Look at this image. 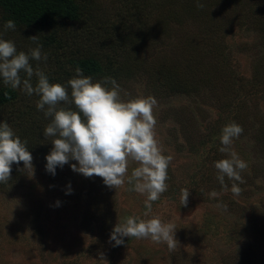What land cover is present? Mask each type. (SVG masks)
I'll return each mask as SVG.
<instances>
[{
  "label": "rangeland",
  "instance_id": "374dc122",
  "mask_svg": "<svg viewBox=\"0 0 264 264\" xmlns=\"http://www.w3.org/2000/svg\"><path fill=\"white\" fill-rule=\"evenodd\" d=\"M82 1L83 19L59 27L57 39L64 45L58 52L63 63L74 54H101V32L112 44L113 38L134 32L123 51L125 67L108 77L117 81L124 100L155 98V139L162 154L172 156L167 191L146 217V196L128 191L127 178L138 166L131 159L124 185L115 189L100 177L73 171L75 160L57 166L52 175L47 161L32 154L33 173L23 170V162L13 163L12 178L0 183V264H264V0H199L203 8H197V0ZM130 11L135 16L123 22ZM33 35L43 37L31 29H0V39L12 41L17 52L36 47L29 39ZM219 45L224 48L217 51ZM196 55L205 62L225 56L229 68L200 69L187 76L197 79L192 93L171 92L166 75L180 67L178 74ZM35 65L45 71L58 67L49 58ZM38 99L32 95L27 101ZM68 107L75 110L74 104ZM14 111L9 105L0 123ZM231 122L244 130L231 151L248 165L241 173L244 183L236 182L238 196L231 192L233 181L225 177L227 190L219 183L211 160L213 148L222 147V128ZM189 127L196 133L187 140ZM220 154L217 160L230 158ZM209 155L208 179L196 172ZM182 189L190 193L187 206L180 204ZM128 216L174 224L176 248L128 237L114 246L111 233L118 219Z\"/></svg>",
  "mask_w": 264,
  "mask_h": 264
},
{
  "label": "clouds",
  "instance_id": "9594fccd",
  "mask_svg": "<svg viewBox=\"0 0 264 264\" xmlns=\"http://www.w3.org/2000/svg\"><path fill=\"white\" fill-rule=\"evenodd\" d=\"M203 7L197 0V8ZM15 28L12 19L4 24L5 30ZM29 39L36 47L30 48L28 53L17 52L12 41L0 39V78L11 89H22L29 96H38L37 109L46 118H51L43 130L45 138H51L53 144L46 157V170L55 175L57 166L62 168L70 160H75L78 163L71 164L73 171L89 178L100 177L106 186L118 189L125 183L131 159L138 166L127 178L131 186L128 191L146 196L144 216L147 217L152 211V203L167 191L168 168L172 160L171 155L162 154L155 139V98L124 100L114 78L105 77L102 82H93L79 66L75 68L76 75L67 81L71 89L69 95L68 88L61 83H50L39 66L33 68L30 60L47 61L48 56L42 54L38 35ZM21 72L25 73L24 78ZM33 77H36L35 85ZM109 83L111 87L106 86ZM62 102L74 104L76 110L58 107ZM243 131L236 122L222 128L219 151L229 154L230 158L217 160L214 164L217 179L225 190L228 187L225 177L233 181L231 192L234 196L241 192L236 182L244 183L241 173L248 167L231 151L233 139L239 138ZM25 145L26 142L21 141L6 121L0 123V183H7L12 178L13 163L19 165L23 162V170L33 173V156ZM68 191L71 192L70 186ZM189 194L188 189L181 190V205L187 206ZM217 195L215 191L210 193L213 198ZM175 231L174 224L163 223L158 217L143 220L128 216L123 221L118 219L110 241L119 246L124 243V237L151 239L166 243L169 251H173L176 248Z\"/></svg>",
  "mask_w": 264,
  "mask_h": 264
},
{
  "label": "trees",
  "instance_id": "16d2710c",
  "mask_svg": "<svg viewBox=\"0 0 264 264\" xmlns=\"http://www.w3.org/2000/svg\"><path fill=\"white\" fill-rule=\"evenodd\" d=\"M124 5L125 0H116ZM135 2V0H132ZM121 4V5H122ZM86 4L82 0H0V29H4V24L12 19L16 23V27L20 29H31L41 32L43 37L39 40V44L42 45V54L46 53L48 58L52 60L53 65L58 67H52L49 71H42L49 78L50 83H61L68 88L69 95L71 92L70 86L67 81L76 75L75 68L79 66L84 75L90 77H108L113 75L115 72L119 73L125 67V60L122 55L123 51H127L129 39L134 36V32L127 31L121 34L117 38H113L114 44L111 43V39H105V34L101 32V54L94 52L90 53H79L68 56L65 63H63L62 55L58 52L57 46L64 45L57 38L59 27L68 22H79L83 19L86 13ZM135 16L130 11L127 13V17H124L123 22H129V19ZM139 23V22H138ZM119 33H122L119 31ZM8 34V33H7ZM59 35V34H58ZM116 45V46H115ZM53 46L54 48H51ZM109 47H113V52L108 51ZM224 48L223 45H219L216 48L217 51ZM54 52H52V51ZM207 57V54H204ZM57 57V58H55ZM202 56L196 55L195 59L192 57L187 58L186 65L183 70L178 72L180 67H177L171 73H168V79L171 83V92H193V89L197 87V79L188 78L191 74H196L200 69L212 66L219 72L229 68V63L226 62L225 56H216L215 61L207 59L205 62ZM35 69V60L30 62ZM24 73L21 72V76ZM165 76V77H166ZM199 80L203 78L197 77ZM208 80V79H207ZM197 91V90H196ZM7 93V95H5ZM29 95L19 89H11L4 85L2 78H0V110L1 113H5L9 105H14L16 111L12 112L9 116V121L12 128L17 136L21 138L22 142H26V147L35 157L46 160L47 155L52 150L53 146L49 138H45L43 130L51 122V118H46L44 113L37 109L36 103L31 104L27 99ZM227 100L226 102H228ZM227 104H221V108H225ZM69 104L61 103L58 107L70 109ZM227 107H229L227 105ZM76 110V109H75ZM8 117V113H5ZM4 119V117H3ZM2 123V122H1ZM184 123V122H183ZM185 124V123H184ZM186 125V124H185ZM187 132L186 139L188 136H192L196 129H191ZM196 133V132H195ZM204 134L202 133L201 139ZM205 141V140H204ZM203 141V142H204ZM219 145L218 148H220ZM218 148H213V154L211 160L217 161L221 156ZM210 152V151H209ZM210 155L207 157L205 162L202 161L196 173H200L199 176L207 175V178L211 177L213 168L210 167ZM207 162V163H206ZM13 172L16 169H12ZM264 235V234H263Z\"/></svg>",
  "mask_w": 264,
  "mask_h": 264
}]
</instances>
